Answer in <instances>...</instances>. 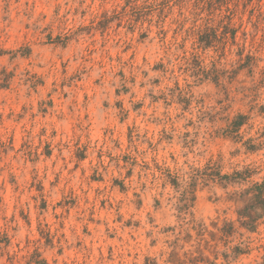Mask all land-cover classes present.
Segmentation results:
<instances>
[{
    "label": "rangeland",
    "instance_id": "rangeland-1",
    "mask_svg": "<svg viewBox=\"0 0 264 264\" xmlns=\"http://www.w3.org/2000/svg\"><path fill=\"white\" fill-rule=\"evenodd\" d=\"M207 2L0 0V264H173L192 219L264 264L227 200L264 181V0Z\"/></svg>",
    "mask_w": 264,
    "mask_h": 264
},
{
    "label": "trees",
    "instance_id": "trees-1",
    "mask_svg": "<svg viewBox=\"0 0 264 264\" xmlns=\"http://www.w3.org/2000/svg\"><path fill=\"white\" fill-rule=\"evenodd\" d=\"M217 1L219 2L220 0ZM207 4H209L211 7H214V0H208ZM207 25V23L204 24L203 30L197 39L198 44L202 48L208 47L211 45L212 41L215 40V37L212 38L211 36L206 38ZM213 69H215V67H213ZM196 73L202 74L203 78H206V75H209L206 74V70L204 69H200ZM213 80L218 82L219 76L216 75ZM4 81L6 82V77L0 78V87L5 86ZM244 117L245 116L243 114H237L234 117L233 121L229 125L231 128L230 133L238 130V128L244 122ZM252 147V150L255 149L254 146ZM252 173L253 171L251 169L235 171L230 175L219 173L216 174L211 171L209 174L206 173V181H214V179L217 178L219 185L226 188L231 183L241 184L242 182L247 181ZM244 184L246 185L245 187H243L240 191L232 192L230 196L227 197V200L233 201L237 206L235 213L239 227H242L248 231H254L259 221L264 218V181H254ZM184 195H186V192ZM183 198L182 204L178 206L179 209L186 208L188 206V201H193L194 199H188L187 197ZM189 223L191 225L184 229V231H186L185 233L187 234V237L183 238L187 241L190 240L188 229L191 227V229L196 231V246L192 251L183 252V254L180 255L177 251V249L180 248V245H178L179 238H176L169 253V259L173 264H215L214 260H216L220 255L226 264L230 260H233L240 254L246 252V245H244L243 242H239L234 246L229 245V243L232 241V238L238 232L233 221H224L221 226H216V224H213L214 230H208L203 223H196L193 219ZM205 234H208L210 239H203ZM220 246H223V249H221ZM205 249H207L211 254L212 260L209 259L208 255L204 254ZM194 253H196V255Z\"/></svg>",
    "mask_w": 264,
    "mask_h": 264
}]
</instances>
